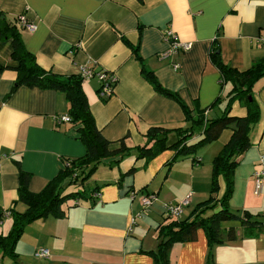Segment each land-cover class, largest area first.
<instances>
[{"label":"crops","instance_id":"crops-1","mask_svg":"<svg viewBox=\"0 0 264 264\" xmlns=\"http://www.w3.org/2000/svg\"><path fill=\"white\" fill-rule=\"evenodd\" d=\"M21 15L37 26L33 33L20 34L44 70L76 75L87 66L116 75L118 83L108 99L99 95L101 84L95 78L86 79L83 88L104 137L114 149L124 141L132 150L120 163L107 159L98 167L90 181V191L98 187V197L79 205L69 201L62 206V218L50 216L29 224L17 244L19 263L155 264L148 252L158 247L159 227L169 223L164 205L188 199L185 218L208 199L213 161L232 131L224 130L195 156L175 159V152L168 150L149 162L138 160L136 148L148 143L150 128L174 131L189 125L183 106L157 92L143 69L153 72L163 88L177 93L192 114L209 108L208 118L219 117L232 85L222 87L210 51L218 46L223 63L239 71L263 60L264 45L259 39L264 36V0H0L1 19L12 24ZM167 27L190 49L164 60L160 55L169 47L163 36ZM12 53V42L1 40L0 235L12 230V210L26 209L16 204L17 162L31 174L29 190L40 193L57 176L64 159L86 154L79 126L59 123L69 112L64 93L23 85L13 89L17 64ZM175 63L181 65L178 71ZM252 95L260 119L250 134L251 147L238 158L229 206L240 215L250 212L264 224V189L255 195L254 178L264 155V77L254 84ZM218 99L221 102L211 108ZM247 113L240 101L232 105L233 116ZM200 138L197 134L192 142ZM176 139L174 133L169 136L170 141ZM132 168L136 171L119 184L122 174ZM219 184L222 196V177ZM133 192L136 197L131 199ZM144 194L157 195L146 211L140 202ZM134 218L136 224H132ZM231 226L238 231L235 241L215 245L210 255L206 233L199 230L196 241L173 246L170 264H264V228L246 234L241 223L232 222L223 229ZM39 249L48 250L50 257L34 258ZM6 260L0 250V264H18Z\"/></svg>","mask_w":264,"mask_h":264},{"label":"trees","instance_id":"trees-1","mask_svg":"<svg viewBox=\"0 0 264 264\" xmlns=\"http://www.w3.org/2000/svg\"><path fill=\"white\" fill-rule=\"evenodd\" d=\"M17 20L18 17L11 24L0 16V41L12 42V60L17 64L15 67L17 80L13 89L23 85L64 93L69 104L70 124L79 126V140L86 148L83 157L64 159L63 167L57 176L49 181L40 193H32L29 190L31 174L22 170L21 163L17 162L20 170V186L16 204L22 203L26 209L24 212L12 210L13 227L7 235H0V250L4 258H10L20 264L17 244L28 225L50 216L62 218L64 216L62 206L67 201H91L98 197L96 196L99 194L98 187H94L95 189L91 191L86 190V185L92 180L98 167L107 159H118L113 163H120L123 158L129 156L132 149L128 148L124 141L114 149L113 143L104 137L91 113L89 100L83 88L85 79L80 74L65 75L49 72L39 66L35 56L25 48L20 34V31L25 30L20 29ZM210 58L219 70L222 87L228 83L232 85V90L227 96V105L222 114L216 118L206 116L209 108L200 110L198 115L192 114L177 93L163 88L153 72L143 69L145 78L157 92L174 98L183 106L189 125L174 131L162 127L150 128L147 133L148 143L136 148L138 160L144 159L149 162L168 150L175 152V159L195 156L201 148L217 141L224 130L232 131L230 140L213 161L212 187L208 199L197 204L185 218L171 217L165 212L169 223L159 227L158 247L148 252L153 256L155 264H170L169 256L173 246L196 241L199 230H204L206 233L211 255L215 245L235 241L238 237L236 227L231 226L225 230L224 223L239 222L245 228L246 234H255L256 229L264 228L262 221H259L255 215L248 211L240 215L232 211L229 206L234 189V173L239 166L238 158L251 147L250 134L260 119V108L252 95V88L260 78L264 77V59L255 62L245 71H239L223 63L219 47L216 45L210 51ZM3 69L0 67V70ZM236 101L247 107L248 113L245 117L231 114L232 105ZM220 102L218 99L211 108ZM173 133L177 139L170 141L169 136ZM197 134L201 138L193 143V138ZM135 171L136 168H132L122 174L119 184L126 175H132ZM220 177L225 182L222 196H220Z\"/></svg>","mask_w":264,"mask_h":264},{"label":"built area","instance_id":"built-area-1","mask_svg":"<svg viewBox=\"0 0 264 264\" xmlns=\"http://www.w3.org/2000/svg\"><path fill=\"white\" fill-rule=\"evenodd\" d=\"M17 25L20 27V29H23L25 31H28L30 33L35 32L37 26L35 23L29 21L25 15H21L18 17ZM165 41L168 43L169 47L168 50L165 51L160 55L161 59L169 60L176 55H179L181 52H186L190 49V45L188 43L182 42L180 38L175 34V32L167 27L163 33ZM260 42L264 45V36L261 37ZM173 68L178 71L181 68V65L178 63L173 64ZM80 76L82 78L86 79H97L100 84V91L99 95L102 99H107L111 97L114 93L115 86L118 83V79L116 75L113 73H110L106 70H101L99 72H95L93 69L84 66L80 70ZM71 117L69 115L62 116L59 119V123H70ZM254 178H255V195H260L264 189V155L261 156L260 161L255 169L254 172ZM96 196H99V194H96ZM131 199H134L136 197L135 192L130 194ZM157 200V195L155 194H144L140 197V202L143 206V209L146 211L149 209V207ZM81 202L76 201L75 205H79ZM189 205V200L186 199L182 202L177 203H170L165 204L164 209L165 212L169 216H173L176 218H179L183 215L184 208ZM7 216L10 215V213L6 214ZM141 216V214L139 215ZM132 224H136V218L133 219ZM50 257V252L45 249H39L35 253V258L37 259H48Z\"/></svg>","mask_w":264,"mask_h":264},{"label":"rangeland","instance_id":"rangeland-1","mask_svg":"<svg viewBox=\"0 0 264 264\" xmlns=\"http://www.w3.org/2000/svg\"><path fill=\"white\" fill-rule=\"evenodd\" d=\"M91 187H92V185H91V183L89 182V183L86 185V190H90V189H91ZM67 202H69V201H67ZM67 202H66V203H67ZM66 203H65V204H66ZM65 204H64V205H65ZM229 223H231V222L224 223L223 225H228ZM34 258H35V256H34ZM6 261H7V262H8V261H10V262L12 261V263H14V262H15L14 260H11L10 258H7V260H6ZM0 263H1V262H0Z\"/></svg>","mask_w":264,"mask_h":264}]
</instances>
